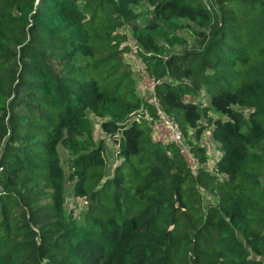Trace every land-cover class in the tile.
I'll return each instance as SVG.
<instances>
[{
  "label": "trees",
  "instance_id": "trees-1",
  "mask_svg": "<svg viewBox=\"0 0 264 264\" xmlns=\"http://www.w3.org/2000/svg\"><path fill=\"white\" fill-rule=\"evenodd\" d=\"M129 39L195 171L135 119ZM0 264H264V0H0Z\"/></svg>",
  "mask_w": 264,
  "mask_h": 264
},
{
  "label": "rangeland",
  "instance_id": "rangeland-1",
  "mask_svg": "<svg viewBox=\"0 0 264 264\" xmlns=\"http://www.w3.org/2000/svg\"><path fill=\"white\" fill-rule=\"evenodd\" d=\"M149 9H150L149 6L146 4L137 6V11L139 13H141V17H140L139 21H142L143 19H145L147 17ZM128 38H130L129 34H128ZM128 43L131 47V50H125V51L123 50L121 53L122 58L126 63H128L130 65V68H131L133 75H134V78L136 80L135 85H136L137 93L139 94L140 97L148 99L150 97V92H149L150 81L146 77L143 78V74H142L143 64H142L141 59L137 55H135V53L133 56L131 55V53L134 52L133 51V49H134L133 48L134 47L133 39H129ZM121 45H122V43L121 44L119 43V47ZM177 51H178V48H176V47H167L165 49V54H169V53H173V52H177ZM197 99H199V97ZM201 99H202L201 103L205 104L207 102L205 95L202 96ZM148 100L150 102V99H148ZM89 117H90V120L92 122L91 127H92L93 138L95 139V141H98L102 137V139L105 140L104 142H105V146H106V148H105L106 153H110V151L113 150L112 148H114L112 138L111 137L105 138L103 131L99 125V119L96 116H94L93 114H90ZM147 122H148L149 126L152 123L151 121L150 122L147 121ZM176 124L178 125V123H176ZM150 135H151V130H150ZM205 138H206V133L202 136L199 143H202L201 141H203ZM186 140L187 139L185 137V141ZM205 144H207V143H205ZM208 149H209V154H210L209 162H211L212 160H214V158L219 153V151H218L216 145L212 144L210 142H208ZM58 150L60 153L59 154L60 155V162H61L62 167L64 169V174L66 175L67 161L69 160V155H68L67 151L63 149L62 146H59ZM106 162L108 163V166H109L108 168L111 169V168H114V166L117 163H119V160H114L113 156L110 155L109 157L106 158ZM65 195H66L65 205H66V210H67L65 214L67 216V219H69V218L70 219H76V220H74L76 223H81L82 222V215H81L80 211H82L83 206H85V202H84L85 199H81V198L74 197L71 195L70 182L67 180L65 181ZM100 199H103V202H106V201H104L105 197L101 196Z\"/></svg>",
  "mask_w": 264,
  "mask_h": 264
},
{
  "label": "built area",
  "instance_id": "built-area-1",
  "mask_svg": "<svg viewBox=\"0 0 264 264\" xmlns=\"http://www.w3.org/2000/svg\"><path fill=\"white\" fill-rule=\"evenodd\" d=\"M134 42V41H133ZM133 51L131 55L133 56L134 53L136 55V45L134 44ZM143 64V63H142ZM142 74L143 78L146 77L150 81V102L153 104L155 109L156 117L153 118L151 114L147 112V109L144 107H140L135 115V119L146 118L147 121H151L150 130H151V137L154 141L160 143H174L181 151L184 159L188 165V167L195 171L198 165L197 159L194 156L193 152L190 150L188 144L185 141V137L181 130L179 129L178 125L164 113V111L158 105L157 96L155 93V86L159 82L158 79L153 78L151 75L145 72L144 68L142 67ZM103 131V130H102ZM103 134L105 138L109 137L104 131ZM102 138V137H101Z\"/></svg>",
  "mask_w": 264,
  "mask_h": 264
}]
</instances>
